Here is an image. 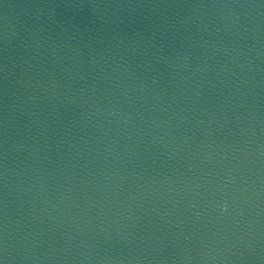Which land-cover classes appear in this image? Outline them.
<instances>
[{
  "label": "water",
  "instance_id": "water-1",
  "mask_svg": "<svg viewBox=\"0 0 264 264\" xmlns=\"http://www.w3.org/2000/svg\"><path fill=\"white\" fill-rule=\"evenodd\" d=\"M2 264H264V0H0Z\"/></svg>",
  "mask_w": 264,
  "mask_h": 264
},
{
  "label": "snow or ice",
  "instance_id": "snow-or-ice-1",
  "mask_svg": "<svg viewBox=\"0 0 264 264\" xmlns=\"http://www.w3.org/2000/svg\"><path fill=\"white\" fill-rule=\"evenodd\" d=\"M0 264H2V262H0Z\"/></svg>",
  "mask_w": 264,
  "mask_h": 264
}]
</instances>
